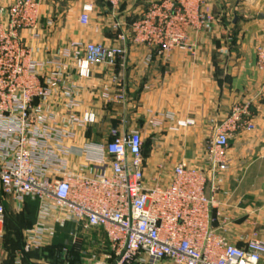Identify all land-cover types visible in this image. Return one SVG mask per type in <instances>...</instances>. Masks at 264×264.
<instances>
[{
    "label": "built area",
    "instance_id": "obj_1",
    "mask_svg": "<svg viewBox=\"0 0 264 264\" xmlns=\"http://www.w3.org/2000/svg\"><path fill=\"white\" fill-rule=\"evenodd\" d=\"M41 1L0 0V189L16 202L30 198L37 206L34 223L23 231L22 250L48 244L56 228L70 221L84 230H101L105 244L100 253L107 264H264V240L257 231L240 246L215 230L213 197L206 191H214L219 174L228 168L225 150L230 137L254 129L250 103H234L213 124L202 166L177 162L166 180L160 176L162 163L156 176L145 177V138L138 130L122 135L112 131L107 142L76 145L78 130L94 123L96 114L80 109L79 86L65 81V59L72 57L76 75L87 78L95 64L115 67L122 50L96 42L72 43L75 51L65 48L52 59L36 60L23 32L37 37ZM105 1L112 9L120 2ZM205 4L206 0H149L120 39L143 44L165 58L176 48L194 53L192 36L211 30L216 22ZM92 11L90 2L83 3L79 22L86 24ZM255 56L257 66L263 67L264 34ZM46 66L52 69L42 76L39 72ZM57 88L61 92H55ZM57 93L64 120L50 101ZM193 123L171 120L169 129ZM3 221L0 199V237Z\"/></svg>",
    "mask_w": 264,
    "mask_h": 264
},
{
    "label": "crops",
    "instance_id": "obj_2",
    "mask_svg": "<svg viewBox=\"0 0 264 264\" xmlns=\"http://www.w3.org/2000/svg\"><path fill=\"white\" fill-rule=\"evenodd\" d=\"M148 1L120 0L112 9L105 0H42L38 35L32 38L24 31L23 39L38 61L52 59L65 48L75 51L72 43L96 42L122 50L115 67L95 64L87 78L76 75L72 57L65 59L69 66L65 81L79 86L80 109L89 108L96 114L95 122L78 130L73 143H104L111 139L112 131L122 135L138 130L147 138L143 152L147 179L159 173L160 163L164 168L160 176L165 180L177 162L202 166L213 124L220 122L234 103L249 102L254 129L230 137L225 150L228 168L219 174L214 191H206L213 197L212 226L217 232L240 246L253 230L264 240V66H257L255 56V46L264 34V0H235L236 11L230 10L227 0H217L222 6L217 12L206 0L205 8L216 21L212 29L192 36L194 53L176 48L166 58L143 44L120 39ZM85 2L93 5V11L88 22L81 24L78 16ZM51 69L46 66L39 73L45 76ZM55 92L61 91L57 88ZM50 101L58 118L64 120L61 95L57 93ZM177 119L194 123L170 130L171 120ZM0 199L5 215L12 204L17 211L12 226L8 223L10 235L21 224L25 230L34 223L36 201L25 198L16 202L1 189ZM1 239L0 264H34L40 260L39 248L23 251L22 239L17 243L11 237ZM53 239L74 249L80 263L89 257L96 264H105L100 253L105 238L97 227L84 230L68 221L56 228Z\"/></svg>",
    "mask_w": 264,
    "mask_h": 264
},
{
    "label": "rangeland",
    "instance_id": "obj_3",
    "mask_svg": "<svg viewBox=\"0 0 264 264\" xmlns=\"http://www.w3.org/2000/svg\"><path fill=\"white\" fill-rule=\"evenodd\" d=\"M227 1L231 5L230 10L236 11L237 10L236 8L238 6L234 2L235 0H227ZM209 3L210 4L213 3V6L211 8L213 10V12H217V11H220L222 9V6L220 5L221 3L217 0H209ZM9 209H10L9 211L6 210L7 221H5V224L1 225V232H3L1 237L3 239V237L5 236V240L8 239L9 237H11L12 240L15 241V243H17L21 239V233H22V230L25 227V225L21 224L18 227L15 226L18 228V231L15 234L10 235L7 232L8 223H9V227L12 226V223H14V221H15L13 214L16 213L17 211H16V208H14L13 204L11 205V208H9ZM4 231L7 232L8 234L4 233ZM5 240L3 242H1L2 246L5 245L4 244ZM52 243H53V238L50 240V242L48 244L45 245V247L38 249L39 250L38 253H40V260L35 261V263H37V264H74V262L69 261L67 259V254H65L66 251L69 249V247L67 245H60V246L58 245L59 249L57 250V252H54V250L56 248H55V246H53ZM97 261H98V259H97ZM104 263L107 264V261L105 259H104ZM80 264H96V263H94V261H91V259L89 257H86L84 260H82V263H80ZM155 264H171V263L168 261H165L162 263V261H161V262H157Z\"/></svg>",
    "mask_w": 264,
    "mask_h": 264
},
{
    "label": "trees",
    "instance_id": "obj_4",
    "mask_svg": "<svg viewBox=\"0 0 264 264\" xmlns=\"http://www.w3.org/2000/svg\"><path fill=\"white\" fill-rule=\"evenodd\" d=\"M147 5V3L145 4V6ZM145 8V7H144ZM141 15V14H140ZM138 18V17H137ZM136 18V19H137ZM135 20V19H134ZM133 20V21H134ZM131 23V22H130ZM233 42V39L231 40V42L230 43H232ZM146 145H147V138L144 140V146H143V152H144V149L146 148ZM143 158H144V156H143ZM5 221H6V215H5V208H4V221H3V223H5ZM24 230V229H23ZM23 230H22V233H21V239L23 240ZM58 238H56L55 240H57ZM54 240V239H53ZM53 246H55V250H54V252H57V250L59 249L58 248V245L60 246L61 244H60V242H58V241H56V242H54L53 241ZM57 246V247H56ZM43 247H45V246H43ZM65 254H67V259L69 260V261H72V262H74V264H80V262L78 261L79 260V258L74 254V249H71L70 247H69V249L66 251V253ZM60 260V259H59Z\"/></svg>",
    "mask_w": 264,
    "mask_h": 264
}]
</instances>
